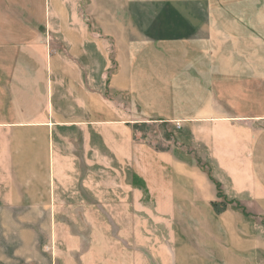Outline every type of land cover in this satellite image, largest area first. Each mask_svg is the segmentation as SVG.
Returning <instances> with one entry per match:
<instances>
[{"label":"crops","instance_id":"obj_1","mask_svg":"<svg viewBox=\"0 0 264 264\" xmlns=\"http://www.w3.org/2000/svg\"><path fill=\"white\" fill-rule=\"evenodd\" d=\"M0 264H264V0H0Z\"/></svg>","mask_w":264,"mask_h":264},{"label":"rangeland","instance_id":"obj_2","mask_svg":"<svg viewBox=\"0 0 264 264\" xmlns=\"http://www.w3.org/2000/svg\"><path fill=\"white\" fill-rule=\"evenodd\" d=\"M131 117L130 120V125L133 126V131L135 134L134 139L136 141H145L149 143L152 146H155L156 149H166L170 147H174L177 145L173 144V139H174V127L172 125L168 124H162V123H152V122H142L136 120V118ZM132 122H135L133 124ZM180 128V127H177ZM171 143V144H170ZM180 145L178 144V147ZM95 168L97 170V175L95 177H91V180H95L96 184L99 188L100 184L104 182L106 179L103 175V173H100V170L103 169L104 167L100 165L98 161V165H95L94 167L91 166V169ZM115 179V177H114ZM114 184H119V182H114ZM114 211H120V209H114ZM130 211V210H129Z\"/></svg>","mask_w":264,"mask_h":264},{"label":"trees","instance_id":"obj_3","mask_svg":"<svg viewBox=\"0 0 264 264\" xmlns=\"http://www.w3.org/2000/svg\"><path fill=\"white\" fill-rule=\"evenodd\" d=\"M214 207L218 213L222 212V208H220L217 204H215Z\"/></svg>","mask_w":264,"mask_h":264},{"label":"built area","instance_id":"obj_4","mask_svg":"<svg viewBox=\"0 0 264 264\" xmlns=\"http://www.w3.org/2000/svg\"><path fill=\"white\" fill-rule=\"evenodd\" d=\"M179 127V126H178Z\"/></svg>","mask_w":264,"mask_h":264}]
</instances>
